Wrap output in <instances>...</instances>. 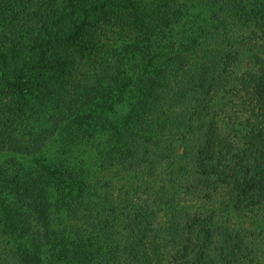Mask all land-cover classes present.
<instances>
[{
    "label": "trees",
    "instance_id": "16d2710c",
    "mask_svg": "<svg viewBox=\"0 0 264 264\" xmlns=\"http://www.w3.org/2000/svg\"><path fill=\"white\" fill-rule=\"evenodd\" d=\"M30 70L0 264H264V0H0V101Z\"/></svg>",
    "mask_w": 264,
    "mask_h": 264
},
{
    "label": "rangeland",
    "instance_id": "374dc122",
    "mask_svg": "<svg viewBox=\"0 0 264 264\" xmlns=\"http://www.w3.org/2000/svg\"><path fill=\"white\" fill-rule=\"evenodd\" d=\"M8 46L10 47V44ZM16 61H17V59H10L9 67L7 69L8 73H13L15 71L13 68L14 67L13 65H14V63H16ZM29 72H30V76L28 75V77L29 78L32 77V79H34L37 83V85L34 86V91L32 92L33 94L28 95L27 97H24V98H19L16 101L15 100H8L5 102L0 101V113L3 115L4 114L7 115L9 117V121L15 125L14 126L11 123H7V125L12 127V133H13L15 139H19V140L20 139L24 140V139L28 138V132L22 131L21 126H18L19 124H22V123L17 122L19 119L20 120L24 119V112H23L24 109H27L29 111V113H33V109L35 107L37 109L39 115L34 116L32 118H27L29 121V126L35 132H39L40 131L39 129L43 128L42 124L44 123V120H45L44 119L45 112H43L42 109L45 108L44 107L45 104H43V98L45 96V81L50 80V82L54 85L55 91L58 92V90H59V88L57 89L58 79H57L56 75H54L52 73L45 74V71H41V70H36V71L30 70ZM42 96H43V98H42ZM34 114H35V112H34ZM123 114H124V112L122 111L121 115H123ZM0 131H3L2 126H1V122H0ZM4 133L7 136V132H4ZM4 133H2L3 135L0 137L1 139H3V137H5ZM87 149L89 150L88 153L93 154L92 146H91L90 142L87 143ZM96 151L97 150H95L94 153H96ZM8 155H11V153H8L5 156L1 157L2 162L0 163V167H2V169L9 168L8 166H11ZM75 155H77V154H75V152H74L73 157H75ZM42 157H44L43 154H38L36 156L35 163L42 165V166L45 165V160L42 159ZM89 157H91V156H89ZM95 157H96V155H95ZM95 157H93V159L91 158L89 161L95 160ZM29 161H30V159H29ZM30 163H33V162L31 161ZM26 164H29V162L26 161ZM40 180H42V179H40ZM62 199H63V197H62ZM58 200H59L58 205H61L62 207H64L63 206V205H65L64 201L61 200L60 198ZM34 204L39 206V204L37 202H35ZM35 217H36V215H35ZM31 224L33 227H35L34 228L35 232L39 231V232H41V234H43V232L45 231V227L38 226L37 218L32 219ZM39 237H41L40 234H38L37 237L33 238L34 239L33 242L35 243L34 246L28 245L26 247H45V242ZM3 247H6V246L3 245ZM11 247H17V244H14L13 246L11 245Z\"/></svg>",
    "mask_w": 264,
    "mask_h": 264
}]
</instances>
